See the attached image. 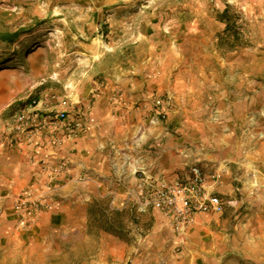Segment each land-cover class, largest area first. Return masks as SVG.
<instances>
[{"label":"rangeland","instance_id":"374dc122","mask_svg":"<svg viewBox=\"0 0 264 264\" xmlns=\"http://www.w3.org/2000/svg\"><path fill=\"white\" fill-rule=\"evenodd\" d=\"M226 63L232 77L264 75V0H0V264H264V111L245 135L234 191L218 194L223 209L197 217L186 234L157 210L141 212L133 196L95 194L56 221L37 200H8L20 173L5 155L17 144L6 133L33 101L74 114L110 71L209 75ZM140 125L113 147L115 179L119 151L135 154L124 145ZM214 133L199 129L203 153L223 136Z\"/></svg>","mask_w":264,"mask_h":264},{"label":"crops","instance_id":"0c3cea01","mask_svg":"<svg viewBox=\"0 0 264 264\" xmlns=\"http://www.w3.org/2000/svg\"><path fill=\"white\" fill-rule=\"evenodd\" d=\"M226 64L222 73L209 75L180 70L159 77L113 71L100 76L92 104V96L86 94L79 105L90 108L84 128L58 149V157L68 161L65 172L53 177L42 169V149L36 144L44 136L38 135L29 145L17 143L5 151L20 173L8 200H37L48 208L46 217L56 221L59 217L69 219L72 207L90 202L95 194H112L116 202L127 201L130 196L137 198V180L115 172L117 178H113L109 161L115 143L126 132L133 134L131 130L141 122L148 126L146 137L137 143L136 128L133 139L124 147L141 159L148 176L186 180L191 168L203 161L207 190L232 193V176L243 171L248 159L247 131L254 134L255 128L261 126L264 75L238 71L232 77L230 63ZM161 99L168 105L167 118L151 124L149 118ZM200 128L223 133L208 143L206 153L197 148ZM211 211L198 212L196 218Z\"/></svg>","mask_w":264,"mask_h":264},{"label":"built area","instance_id":"2783aa9c","mask_svg":"<svg viewBox=\"0 0 264 264\" xmlns=\"http://www.w3.org/2000/svg\"><path fill=\"white\" fill-rule=\"evenodd\" d=\"M48 107L40 101H33L19 110L13 117L6 139L11 144L25 142L29 145L38 135L44 136L36 144L42 149L39 163L44 171L54 177L68 168V161L58 157V149L82 129L89 106L82 105L74 114ZM167 110L166 101L159 100L154 106L149 123L164 121L168 115ZM146 126L138 127L134 136L137 143H141L146 137ZM118 157L119 161L113 164L116 173L123 177L133 176L137 180L139 210L144 213L151 209L159 211L165 217L167 226L179 234L185 233L195 223L198 212L221 211L224 207L222 197L207 190L206 175L198 165L191 168V175L186 180L168 181L148 176L141 159L132 152L119 151Z\"/></svg>","mask_w":264,"mask_h":264}]
</instances>
